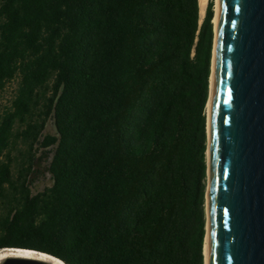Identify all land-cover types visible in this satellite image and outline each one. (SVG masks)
I'll return each instance as SVG.
<instances>
[{
	"label": "trees",
	"instance_id": "16d2710c",
	"mask_svg": "<svg viewBox=\"0 0 264 264\" xmlns=\"http://www.w3.org/2000/svg\"><path fill=\"white\" fill-rule=\"evenodd\" d=\"M213 16V0L203 16L199 0H0V249L204 264ZM37 149L52 183L33 193Z\"/></svg>",
	"mask_w": 264,
	"mask_h": 264
},
{
	"label": "water",
	"instance_id": "95a60500",
	"mask_svg": "<svg viewBox=\"0 0 264 264\" xmlns=\"http://www.w3.org/2000/svg\"><path fill=\"white\" fill-rule=\"evenodd\" d=\"M220 2L205 208L211 264H264V0ZM1 264L50 263L10 256Z\"/></svg>",
	"mask_w": 264,
	"mask_h": 264
},
{
	"label": "bare ground",
	"instance_id": "6f19581e",
	"mask_svg": "<svg viewBox=\"0 0 264 264\" xmlns=\"http://www.w3.org/2000/svg\"><path fill=\"white\" fill-rule=\"evenodd\" d=\"M208 0H199L200 5V13L201 16L204 15ZM220 10H221V2L220 0H215L214 6V16H213V24H214V45H213V59H212V66H211V74H210V83H209V97L208 102L206 104V113H207V133L209 137V142L207 145L206 150V158H207V187H206V201L205 207L206 212L210 202V191H211V149H210V138H211V115H212V105H213V98H214V89H215V54L218 42V27H219V20H220ZM210 220L208 218L206 223V233H205V241L203 247L204 253V264H211V255H210ZM10 256H20V257H29V258H38L41 260H46L50 264H65L62 260L49 256L47 254H42L40 252L27 249V248H3L0 249V264L1 262Z\"/></svg>",
	"mask_w": 264,
	"mask_h": 264
},
{
	"label": "rangeland",
	"instance_id": "374dc122",
	"mask_svg": "<svg viewBox=\"0 0 264 264\" xmlns=\"http://www.w3.org/2000/svg\"><path fill=\"white\" fill-rule=\"evenodd\" d=\"M214 6H215V0ZM14 87V83L8 84L5 92L0 96V106L8 104L9 99L12 94V90ZM45 134H55V127L53 125V121L50 119L48 120L45 130ZM25 146H23L21 143H18L16 145V148L12 151V156L14 157L13 162V170L16 171L17 167L21 165L23 155L21 153L24 152ZM42 149H37L35 153V160L33 163V171L30 175L31 182V191L33 193H36L38 191L43 190L45 187L50 186L52 181L50 178V174L48 171H46V166L48 165L49 159H43V155L41 154ZM208 184V181H207Z\"/></svg>",
	"mask_w": 264,
	"mask_h": 264
}]
</instances>
